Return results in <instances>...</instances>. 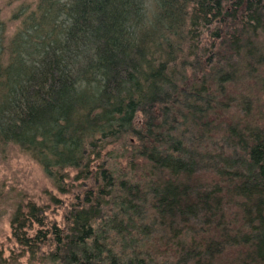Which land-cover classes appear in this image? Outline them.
Masks as SVG:
<instances>
[{"label":"trees","instance_id":"1","mask_svg":"<svg viewBox=\"0 0 264 264\" xmlns=\"http://www.w3.org/2000/svg\"><path fill=\"white\" fill-rule=\"evenodd\" d=\"M262 100L264 0H6L0 149L62 199L0 264H264Z\"/></svg>","mask_w":264,"mask_h":264},{"label":"rangeland","instance_id":"2","mask_svg":"<svg viewBox=\"0 0 264 264\" xmlns=\"http://www.w3.org/2000/svg\"><path fill=\"white\" fill-rule=\"evenodd\" d=\"M5 3L6 0H0L3 9ZM4 148L0 149V251L6 256L13 246L10 218L17 202L29 199L42 205L47 200L44 191L57 194L40 167L28 156L17 148ZM57 199L62 198L57 196ZM63 204L62 201L61 205L65 206ZM58 211L61 213V210Z\"/></svg>","mask_w":264,"mask_h":264}]
</instances>
